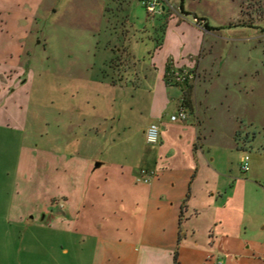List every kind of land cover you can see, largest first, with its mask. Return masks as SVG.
I'll list each match as a JSON object with an SVG mask.
<instances>
[{"label": "crops", "instance_id": "crops-1", "mask_svg": "<svg viewBox=\"0 0 264 264\" xmlns=\"http://www.w3.org/2000/svg\"><path fill=\"white\" fill-rule=\"evenodd\" d=\"M102 1L110 37L101 63L98 53L54 57L60 79L45 83L43 148L26 155L48 206H60L55 229L77 236V264H264V107L217 106L200 86L223 61L221 40L260 25L231 16L213 25L203 0H161L160 34L137 55L109 16L126 0ZM242 2L238 12L250 7ZM45 3L0 0V127L29 122L31 45L56 5ZM168 62L199 72L187 120H171L186 86L166 82ZM152 123L157 143L147 140Z\"/></svg>", "mask_w": 264, "mask_h": 264}, {"label": "rangeland", "instance_id": "rangeland-1", "mask_svg": "<svg viewBox=\"0 0 264 264\" xmlns=\"http://www.w3.org/2000/svg\"><path fill=\"white\" fill-rule=\"evenodd\" d=\"M53 1L56 5L39 20L38 37L31 45L36 75L29 122L24 128L0 127V264H77L79 240L62 227L55 229L59 221L50 216L53 211L58 213L60 206H48L43 185L38 187L41 174L29 170L26 155L30 145L43 148L45 83L60 79V74L55 73L54 57L69 51L98 53L96 61L100 64L110 31L105 28L102 7L106 3L102 0H46V6ZM210 1L208 4L203 0L202 7L213 25L228 24L233 18L226 17L231 16L238 22H254L260 27L245 26L239 41L221 40L223 61L216 62L213 76L200 86L210 89L209 101L217 106L224 103L234 108L255 104L264 107V0H243L250 7L239 12V0ZM159 14H149L142 0H126L123 8L119 6L114 16H109L129 30L128 42L132 41L133 52L144 55L154 41L152 37L160 34L156 30L161 23ZM99 27L101 30L97 31ZM263 116L264 112L258 118L262 120ZM248 155L251 163V154Z\"/></svg>", "mask_w": 264, "mask_h": 264}, {"label": "built area", "instance_id": "built-area-1", "mask_svg": "<svg viewBox=\"0 0 264 264\" xmlns=\"http://www.w3.org/2000/svg\"><path fill=\"white\" fill-rule=\"evenodd\" d=\"M149 12V14L160 13L163 10L161 0H142ZM259 1V0H256ZM195 22L201 26L205 25V21L195 17ZM169 71L167 72V79L171 84H195L199 77V72L194 68L189 67H177L173 63L171 64ZM189 117L188 108L182 103L180 108L171 115V120H187ZM160 137V127L157 123H152L147 129V140L149 143H157ZM242 169L248 171L250 169L249 155L245 154L242 159ZM218 264H222V261H218Z\"/></svg>", "mask_w": 264, "mask_h": 264}, {"label": "trees", "instance_id": "trees-1", "mask_svg": "<svg viewBox=\"0 0 264 264\" xmlns=\"http://www.w3.org/2000/svg\"><path fill=\"white\" fill-rule=\"evenodd\" d=\"M163 12V10H162ZM160 12V13H162ZM205 27H209V25L205 22ZM172 62H168L167 64V68H166V73H165V80L168 84L172 85L171 83H169V80L167 79V72L169 71ZM186 86V91H185V97H184V101L183 104L190 109V107H192V90L194 89V84H188L185 85Z\"/></svg>", "mask_w": 264, "mask_h": 264}]
</instances>
